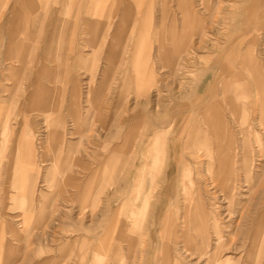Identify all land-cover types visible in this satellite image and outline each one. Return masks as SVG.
Here are the masks:
<instances>
[{"label":"crops","instance_id":"1","mask_svg":"<svg viewBox=\"0 0 264 264\" xmlns=\"http://www.w3.org/2000/svg\"><path fill=\"white\" fill-rule=\"evenodd\" d=\"M46 1L14 0L10 8L7 1L0 13V81L14 79L12 74L6 76L4 69L20 76L27 73V85L14 116L8 109L17 81L13 87L2 85L9 97H0V145L3 146L8 134L13 136L8 167L3 174L5 183H10L5 195L9 192L21 203V213L13 217L23 215L24 222L35 217L40 226L42 218L50 215L46 211L48 201L54 200L56 190L68 185L71 191L67 190L63 199L79 203L90 200L96 204L103 192V178L117 171L125 149L135 143L141 127L145 126L149 134L139 143L137 167L131 171V182L117 191L115 199L119 210H126L134 218L133 227L124 221L117 236L129 241L130 246L128 253L123 254L121 247L116 245L114 256L120 258L121 264L124 261L136 264L135 259L138 264H151L152 261L155 264H232V258L225 254L224 248L219 249V244L230 234H226L223 224H231L236 219L229 218L231 211L228 213L220 201L204 197L209 189L203 186L202 180L207 176L206 180L212 185L221 184L226 199L236 191L237 199L244 191L252 195L237 220L247 227L249 216L253 226L256 225L255 230L248 232L243 228L239 231L240 240L250 242L236 250L248 254L239 264H253L258 257L257 250L262 248L259 236L264 237L263 215L256 219L253 216L257 209L264 207V169L261 165L253 166L250 135L258 144L251 130L264 126V66L254 45H246L245 39L249 33L256 39L257 33L264 31V0H60L59 6L45 12ZM227 2L231 4L225 5ZM73 8L76 11L72 16L70 10ZM43 22L46 28L31 67L28 55L32 45L25 44L19 33L27 32L31 37ZM210 34L215 36L214 42ZM105 43L111 62L119 59L121 46L128 43L132 47L127 56L128 65L120 72L122 79L117 83L116 92L120 94L126 89L138 90L149 85L159 92L168 90L171 101L152 97L144 103L137 117L127 115L109 135L104 152L98 148L84 149L89 156L86 166L83 161L73 160L76 142H70L65 153L61 152L65 140L64 111L74 112L75 123L81 120L78 82L72 79L68 104L66 84L74 69L83 64L86 48L91 47L93 52ZM155 43L161 68L169 67L170 75L192 73L189 69L195 62L192 58L194 55L203 57L201 49L206 47L214 61L203 68L200 77L179 82L174 79L172 83L177 82V90L170 89L172 83L163 82L159 87L157 82L164 81L157 73L160 66L155 62L147 65L142 61L146 59H141L140 50ZM74 49L76 55L70 64L68 53ZM13 52H19L17 64L12 63ZM88 103L83 120L86 125L91 121L90 111L95 102L89 99ZM36 119L43 120V129L36 127ZM37 133H45L44 141H36ZM171 137L176 138V143L167 147ZM49 143L53 144L55 156L47 161L45 154L38 152ZM38 158L40 163L50 164L49 173L59 169L58 175L44 179L48 187L47 191H41L39 203L35 196L39 173L34 170ZM175 158L180 161H174ZM163 164L166 170L158 184L153 221L157 228L161 226L162 237L168 241L160 242L161 254L153 248L136 253L137 240L132 232L142 214L138 203L146 205L154 188L153 179L140 187L142 169ZM75 165L83 169L76 171ZM6 199L4 209L8 205L14 209ZM163 200H172L173 207L167 208ZM112 204L111 201L107 207ZM174 214L181 219V232L177 228L173 230L171 217ZM50 223L53 225L52 221ZM6 226L13 234L19 232L13 223L8 222ZM193 228L194 235H185ZM67 232L73 238L67 240L61 252L66 251L71 256L76 253L77 243L88 237L89 231L71 228ZM181 237L185 238L184 244L179 241ZM56 261L46 259L38 264Z\"/></svg>","mask_w":264,"mask_h":264},{"label":"rangeland","instance_id":"2","mask_svg":"<svg viewBox=\"0 0 264 264\" xmlns=\"http://www.w3.org/2000/svg\"><path fill=\"white\" fill-rule=\"evenodd\" d=\"M7 1L9 2L8 8H10L11 4L14 2V0H1L0 13L2 8L6 6ZM224 4L229 5L231 3L227 2ZM46 5L47 9H45V12L50 11L52 7L59 6L60 0H47ZM70 11L73 16L76 10L73 8ZM45 22L39 27L38 32L33 33L31 37L27 35V32L19 33V36L25 44L32 45V49L28 55L29 65L31 67H33V61L37 56V47L40 45V37L46 28ZM214 38L215 36L210 34V39H213L211 42L215 41ZM253 38L254 36L249 33L245 39V44L249 45L252 43L254 45L255 52L264 66V31L258 32L256 39ZM5 42L6 40H4L3 43ZM107 49V43L97 46L93 52L91 47H87V56L84 58L83 64L74 69V73L71 74L72 77L69 78L66 84V103L68 104L71 102V91L73 89L72 79L75 78L76 82H78L79 114L81 120L75 123L73 119L74 112L64 111L63 125L65 128V140L61 152L65 153L67 145L70 142H76V146L72 152L74 157L73 160L77 162L83 161L87 164L86 166L89 164V156L88 154H85L84 149L91 151L92 149L98 148L104 152L103 148L105 144L108 143L109 135H111L117 126L124 121L123 119H125L127 115L137 117L141 113L140 109L144 106V103L152 97H159L162 99L168 98V100L170 99L171 101L168 90L159 92L157 88L155 89L149 85L141 87L138 90L126 89L125 92L120 94L116 92L117 83L122 79L120 72L128 65L127 56L128 52L132 50V47L128 43L121 46L120 57L113 62L107 58ZM157 49L158 44L155 43L152 47H143L140 50L141 59H146L142 61H145L147 65L155 62L157 67L160 66L157 73L159 76L163 77L164 81L157 82L159 87L162 86L163 82H165V84H171L174 79L179 82L181 79L185 81L186 78L200 77L203 68L208 67L214 61L213 56L208 52L210 50L209 47H206L201 49V51H203L201 53L203 57H199V55L196 57L194 55L195 58H192V60L195 61L193 66L189 65L191 66L189 69L192 73L186 72L183 75H170L169 67L161 68L162 61L158 55ZM18 54L19 52H13L12 63L17 64ZM150 54L152 55L151 57L149 56ZM68 55V63L71 64L76 55L75 49L69 52ZM9 63L11 64V61ZM3 72H5L6 76L12 74L14 79H6L2 83L0 81L1 98L9 97V92H4L2 85L13 87L14 82L17 81L16 86L12 90L13 102L9 105L8 109V113L11 116H14L17 112V106L19 105V98L21 99L20 95L23 93L27 85V73L24 72V74L20 76L7 69H4ZM176 83H172L170 89L177 90L175 89ZM89 99L90 101H94L95 104L90 111L91 121L86 125L83 120L87 114L86 109L89 107ZM149 106L151 107L152 103H150ZM31 114L32 113H29V115ZM35 121L38 125L36 127L40 130L43 129V120L36 119ZM19 129H21V126ZM248 130L250 132V126L248 127ZM255 130H258L260 134ZM251 131H253L254 138L258 143L256 144L253 136L250 135L253 166L257 168L261 165L264 169V126H259L257 129H252ZM44 134L45 133H37L38 136H36V141H44ZM139 134L140 135L138 139L135 140V143L131 147L125 149L122 156V163H119L117 171L110 172L103 178V192L100 195V200L96 204H93L90 200L85 203H79L63 199L67 194V190L71 191L69 185L65 186L64 189L56 190L54 200L48 201L46 211L50 215L49 217L46 216L42 218L40 226L39 222L35 221V217H32L27 222H24L23 215L14 218V215L21 213L20 200L13 198L12 194L9 192L5 195V190L10 183H5L3 174L8 167L10 149L13 144V136L12 134H8L3 146L0 145V264H38L45 262L46 259H56L57 261L54 264H121L122 261L120 258L114 256L115 246L119 245L123 254H126L128 253L130 242L119 239L117 237L118 230L124 221H128L132 228L134 218L126 210H119L118 206H116L118 203L115 204V199L118 196L117 191L125 188L128 182H131V173L135 171L137 167L139 143L145 136H147L146 134L149 133L147 132L146 127L143 126L141 127ZM148 136L151 137V135ZM175 143L176 138L171 137L167 141V147H171ZM39 150V155L45 154L47 161H50L55 156V150L51 143L47 144L45 148ZM174 161L179 162L180 158H175ZM49 166L50 164L47 162L40 163L38 158V165H35L34 167L36 173H39L36 177L37 184L35 196L37 198V203L41 202V191H47L45 188H47L48 185H46L44 179H50L51 177L58 175L59 172V169L57 168L49 173L50 169L47 170ZM73 169L77 171L78 169H83V167L75 165L73 166ZM165 170V164L155 168L151 167L144 169L143 167L142 169L139 184L140 187L142 185L144 187L145 183L149 182L150 179H153L154 188L152 189L153 193L146 205L138 203L139 208L142 209V214L139 221L135 223V228L132 232V236L137 240L134 249V252L136 253L141 252L145 248H148L147 250L149 251L150 248H153L154 250H157L156 253L161 254L162 250L160 249V242L164 240L168 241L162 237L164 232L161 226L157 228L153 221V215H155L154 208L158 199L156 196L159 190L158 184H161L160 181L163 178ZM252 173L254 174L253 171ZM202 174L205 173L203 172ZM206 178L207 176L203 177L202 183L203 186H206V188L209 189V192L207 190V194H204V197H210L214 200L220 201V204L228 213L231 211V216L229 218H231V220L236 219V221L231 224H223L224 229L227 230L226 234H230L226 241H220L219 249L224 248L225 254L232 258V264L244 262V260L247 259L248 254L245 251L240 253L236 248L241 245L244 246L245 243H249L250 241L246 242V240H240L241 235L239 231L241 229L243 230V228H247L246 230H248V232L254 231L256 225L254 224L253 226L252 219L248 216L247 227L242 226L239 224L237 216L247 205H249L252 195L249 192L244 191L243 195L237 199L236 191L230 199H226L224 192L221 191V184L212 185L210 181L206 180ZM8 191H10V189ZM5 197H7V203H11L14 209H11L10 205L7 206V209H4L3 204ZM111 201L113 204L107 207L108 203ZM163 203L167 208L169 206L173 207L174 205L172 200L169 202L163 200ZM221 215H224V213ZM260 215H263L264 218V207L261 210L257 209V211L254 212V219ZM171 220L173 222V230L177 228L181 232L182 222L181 219H179L178 214L172 215ZM51 221L53 222V225L50 223ZM8 222L13 223L17 227V230L19 231L17 234H13L6 226V223ZM71 228H79L84 232L85 230L89 231V233H87L89 235L83 241L79 240L80 242L77 243L75 248L76 253L69 256L68 252H61V248L65 245L68 239L73 238V236L71 237L70 232H67ZM150 233L153 234V236H149ZM187 234L194 235L195 232L190 229L185 233V235ZM259 237L261 238H259L258 243L262 248L257 250L258 257L252 261L253 264H264V237ZM184 239V237H181L179 239L180 243L184 244ZM170 241L172 243L173 240ZM211 242L213 243V241ZM253 242L256 243V241ZM195 257H197V255ZM135 263L138 264L136 259ZM124 264L128 263L124 261ZM151 264H155V262L152 261ZM249 264H251V262H249Z\"/></svg>","mask_w":264,"mask_h":264},{"label":"bare ground","instance_id":"3","mask_svg":"<svg viewBox=\"0 0 264 264\" xmlns=\"http://www.w3.org/2000/svg\"><path fill=\"white\" fill-rule=\"evenodd\" d=\"M249 106V105H248ZM248 114V113H247ZM250 115V114H249ZM245 116V115H244ZM247 117V116H246ZM249 117V116H248ZM243 120V119H242ZM191 140V139H190ZM192 142V141H191ZM151 189V188H150ZM147 197V196H146ZM202 209V208H201ZM261 210V209H260ZM197 212H199L198 210H196ZM190 212V211H189ZM194 215V214H193ZM205 215V214H204ZM201 216V215H200ZM203 218V217H202ZM197 224H199V223H197ZM257 224V223H256ZM204 226H206V225H204ZM204 226H203V228H204ZM195 228V227H194ZM194 228H193V231H194ZM206 228H207V226H206ZM205 228V229H206ZM219 231V230H218ZM218 231H216V232H218ZM220 235V234H219Z\"/></svg>","mask_w":264,"mask_h":264}]
</instances>
